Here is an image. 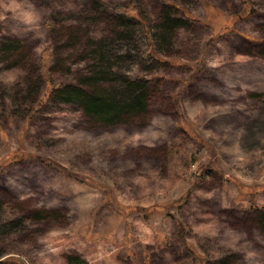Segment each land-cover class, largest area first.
I'll use <instances>...</instances> for the list:
<instances>
[{"label":"rangeland","instance_id":"obj_1","mask_svg":"<svg viewBox=\"0 0 264 264\" xmlns=\"http://www.w3.org/2000/svg\"><path fill=\"white\" fill-rule=\"evenodd\" d=\"M168 1L0 0V264H264V0Z\"/></svg>","mask_w":264,"mask_h":264},{"label":"trees","instance_id":"obj_2","mask_svg":"<svg viewBox=\"0 0 264 264\" xmlns=\"http://www.w3.org/2000/svg\"><path fill=\"white\" fill-rule=\"evenodd\" d=\"M162 4L164 6L163 9H165L167 12L165 13V20L163 22V27L165 31H170L171 25L174 23V21L178 18H169L167 14H169V11L171 9H177L174 4L170 3L168 0H161ZM117 14L121 17L127 18L129 20H132L136 23H141L143 26V30L147 36V42H146V48L142 51V56L147 59H152L153 61H157L160 57L157 48L155 46V43L150 37V25L148 22L142 18V15L137 11L136 7H133L129 3L125 6L118 5L117 8ZM182 17L186 20H188L187 15L182 12ZM172 21V22H170ZM182 25V23L177 24V26ZM153 76L150 74H144L143 76H139L136 78L132 77V80L129 82V93L124 94L122 98L113 99V98H107L105 96H100L97 92H93L92 95L87 94L82 89H77L72 86H67V89H71L75 91L76 93H79V95L84 96L83 102L85 104L86 113L88 115H92L94 118L96 116H101V119L104 120H114L122 117L130 116L131 114H135L133 112L137 111L136 109H139L141 112L146 109V101H148V98L150 96L149 89H150V83L153 80ZM150 85V86H149ZM58 84L52 88L50 92H53L56 88H58ZM49 92V93H50ZM124 108H127L125 111ZM138 113V112H137ZM119 123H121L119 121ZM43 161H47L43 159ZM50 166L54 165L53 163H49ZM55 167V166H52ZM70 177V175L68 174ZM72 178V177H71ZM79 181V180H78ZM108 202L114 206L115 208H119L120 206L117 205V202H115L114 198L108 194L107 198ZM264 211V207H262ZM260 222H264V215L260 216ZM176 226L178 230H181V224L180 222L176 223ZM14 258H10L8 261L19 264L18 262L13 261Z\"/></svg>","mask_w":264,"mask_h":264}]
</instances>
